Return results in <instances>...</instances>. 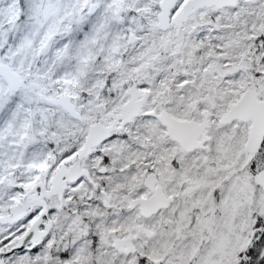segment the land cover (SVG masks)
Returning a JSON list of instances; mask_svg holds the SVG:
<instances>
[{
    "label": "snow or ice",
    "instance_id": "obj_1",
    "mask_svg": "<svg viewBox=\"0 0 264 264\" xmlns=\"http://www.w3.org/2000/svg\"><path fill=\"white\" fill-rule=\"evenodd\" d=\"M0 264H264V0H0Z\"/></svg>",
    "mask_w": 264,
    "mask_h": 264
}]
</instances>
